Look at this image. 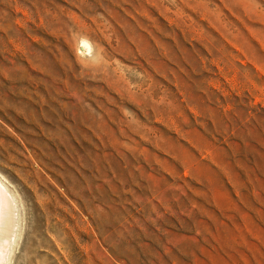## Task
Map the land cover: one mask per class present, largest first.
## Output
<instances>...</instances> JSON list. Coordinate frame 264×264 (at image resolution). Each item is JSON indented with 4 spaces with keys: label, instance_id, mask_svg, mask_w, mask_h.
<instances>
[{
    "label": "rangeland",
    "instance_id": "374dc122",
    "mask_svg": "<svg viewBox=\"0 0 264 264\" xmlns=\"http://www.w3.org/2000/svg\"><path fill=\"white\" fill-rule=\"evenodd\" d=\"M0 177L6 264H264V0H0Z\"/></svg>",
    "mask_w": 264,
    "mask_h": 264
},
{
    "label": "bare ground",
    "instance_id": "6f19581e",
    "mask_svg": "<svg viewBox=\"0 0 264 264\" xmlns=\"http://www.w3.org/2000/svg\"><path fill=\"white\" fill-rule=\"evenodd\" d=\"M85 48H90L91 45L86 40L81 44ZM89 50V49H88ZM11 192L6 186L3 179L0 177V264L5 263V253H8V247L11 244V217H10V203L9 199L11 197ZM15 204V203H14ZM16 224H18L16 222ZM11 230V231H10Z\"/></svg>",
    "mask_w": 264,
    "mask_h": 264
}]
</instances>
